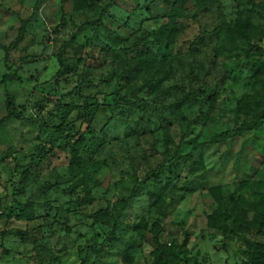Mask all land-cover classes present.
<instances>
[{"label": "rangeland", "instance_id": "374dc122", "mask_svg": "<svg viewBox=\"0 0 264 264\" xmlns=\"http://www.w3.org/2000/svg\"><path fill=\"white\" fill-rule=\"evenodd\" d=\"M81 2L0 0V79L21 78L0 85V119L6 93L23 107L0 125V264H264V54L247 53L264 50V0L187 1L168 47L154 42L167 1ZM238 18L247 39L202 33ZM62 117L85 136L79 164L51 145Z\"/></svg>", "mask_w": 264, "mask_h": 264}, {"label": "trees", "instance_id": "16d2710c", "mask_svg": "<svg viewBox=\"0 0 264 264\" xmlns=\"http://www.w3.org/2000/svg\"><path fill=\"white\" fill-rule=\"evenodd\" d=\"M82 0H74L75 8L78 9L81 5ZM170 6V11L168 14L161 15L158 17V20H160V25L157 29V32L154 36V42L157 45H164L165 47H168L170 43L173 42L175 35L178 32V24L177 19L181 17L184 13V4L187 1H192L194 6L196 8H203L206 7L212 3L217 2V0H165ZM111 3V2H110ZM105 10H101L99 17L96 20V23L99 25L101 24L103 18L106 16ZM220 26H226V29L229 33L235 34L241 38L247 39V26L248 22L247 20H241L238 18L236 23L234 24V27H231L229 24H226L223 20L219 24L218 27L214 28L211 32H202L203 34H212L215 33ZM23 34V25L20 27L17 40L21 38ZM14 46V42L10 43L6 47H2L4 49L5 55H4V65L9 68V60H10V49ZM247 53L249 54H257V55H263L264 50L256 45H250ZM60 66H63V63L61 62L59 58ZM61 74V69L57 70L56 76H59ZM162 78H158L160 80ZM15 82H21V78L14 72L6 73L2 76L0 79V85H5L7 83H15ZM119 96L117 93H114V99H117ZM86 98V104L83 106H78V112L83 113L85 117H87V121H90L92 119V115L88 112H86L87 106L92 105L91 102L87 101ZM5 110L6 115L0 119V125L3 124L5 121L9 119H16V120H23L22 115V108L18 107L14 104L13 98L9 93L5 94ZM109 104V103H108ZM264 117V111L261 112L260 115L256 116V119L259 117ZM261 120H258V125L261 124ZM88 127V126H87ZM250 127V124H242L239 127H236L233 129V131L241 134L244 130ZM58 131L55 134L54 138L51 140V145L56 146L58 138H62L65 141V144L71 147V151L73 152L72 156V162L79 164L80 158L78 156V150L81 146L85 143V136L82 132L79 130H74V128L70 127L67 118L62 117L60 124L57 126ZM226 137L229 135V130L225 132L224 134ZM172 187H175L172 185ZM206 195L208 196L210 200L209 204V211L206 214L208 223L217 228L223 227V221H225L227 218L230 217V202L227 199H224L221 195V190L218 186L211 187L209 189H206L205 191ZM90 202V196L88 194V191L86 190L85 197L82 200V203H89ZM12 205H10V208ZM107 213V210H100L94 214V218L96 220H102L104 214ZM18 234L23 236L25 235L24 232L18 231ZM153 241L156 247L157 251H162V245L159 243L157 238V233L153 236ZM258 244L251 242L249 243V251L250 254L257 253L258 252ZM79 264H94L93 262H89L85 254L79 253ZM58 261V264H63L60 258H56ZM157 260V258H156ZM252 262V258H250V263Z\"/></svg>", "mask_w": 264, "mask_h": 264}]
</instances>
